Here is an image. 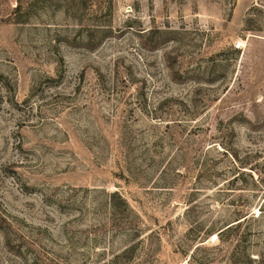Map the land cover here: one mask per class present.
<instances>
[{"label":"rangeland","instance_id":"374dc122","mask_svg":"<svg viewBox=\"0 0 264 264\" xmlns=\"http://www.w3.org/2000/svg\"><path fill=\"white\" fill-rule=\"evenodd\" d=\"M0 264H264V0H0Z\"/></svg>","mask_w":264,"mask_h":264},{"label":"trees","instance_id":"16d2710c","mask_svg":"<svg viewBox=\"0 0 264 264\" xmlns=\"http://www.w3.org/2000/svg\"><path fill=\"white\" fill-rule=\"evenodd\" d=\"M236 214L239 215L240 212L238 211ZM240 218H242V217H240ZM244 219H245V218H242L240 221H242V220H244ZM240 221H237L236 224L239 223ZM231 225H232V224H231ZM231 225H229L228 227H230ZM228 227H227V228H228ZM220 232H222V231H219L218 233H220Z\"/></svg>","mask_w":264,"mask_h":264}]
</instances>
